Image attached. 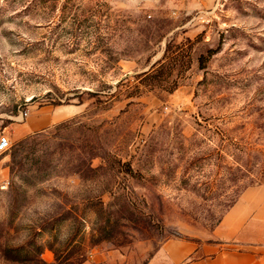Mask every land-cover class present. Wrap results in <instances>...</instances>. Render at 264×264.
<instances>
[{
  "label": "rangeland",
  "instance_id": "374dc122",
  "mask_svg": "<svg viewBox=\"0 0 264 264\" xmlns=\"http://www.w3.org/2000/svg\"><path fill=\"white\" fill-rule=\"evenodd\" d=\"M2 135L0 264L219 241L264 182V0H0Z\"/></svg>",
  "mask_w": 264,
  "mask_h": 264
},
{
  "label": "crops",
  "instance_id": "0c3cea01",
  "mask_svg": "<svg viewBox=\"0 0 264 264\" xmlns=\"http://www.w3.org/2000/svg\"><path fill=\"white\" fill-rule=\"evenodd\" d=\"M242 204L248 212L237 218ZM223 225L219 241L167 243L143 264H264V182L243 195Z\"/></svg>",
  "mask_w": 264,
  "mask_h": 264
},
{
  "label": "built area",
  "instance_id": "2783aa9c",
  "mask_svg": "<svg viewBox=\"0 0 264 264\" xmlns=\"http://www.w3.org/2000/svg\"><path fill=\"white\" fill-rule=\"evenodd\" d=\"M11 147V141L7 135L0 136V152H6Z\"/></svg>",
  "mask_w": 264,
  "mask_h": 264
},
{
  "label": "trees",
  "instance_id": "16d2710c",
  "mask_svg": "<svg viewBox=\"0 0 264 264\" xmlns=\"http://www.w3.org/2000/svg\"><path fill=\"white\" fill-rule=\"evenodd\" d=\"M23 142H24V141H23ZM23 142H22V143H23ZM10 148H11V147H10ZM8 150H9V149H8ZM8 150H7V151H8ZM15 152H16V150H15ZM55 253H56V258L59 259L60 262L65 263L66 260L68 259V257H64L63 259H61V254H60L58 251H56V250H55ZM85 256H86L85 250L82 251V252H80V253H79V257H80V258L77 259L76 262H78V263H76V264H80V263H82V262L85 260ZM69 264H70V263H69ZM73 264H74V263H73Z\"/></svg>",
  "mask_w": 264,
  "mask_h": 264
}]
</instances>
